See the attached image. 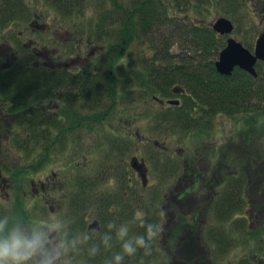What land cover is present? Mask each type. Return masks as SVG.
I'll return each mask as SVG.
<instances>
[{"label":"rangeland","instance_id":"1","mask_svg":"<svg viewBox=\"0 0 264 264\" xmlns=\"http://www.w3.org/2000/svg\"><path fill=\"white\" fill-rule=\"evenodd\" d=\"M121 1L128 2V0ZM244 1L246 4L242 6L237 5L236 2L232 4L229 0H192L189 9L185 11L190 18H195L211 28H213L211 23L218 17L229 18L234 23V30L221 35L224 43L226 44L228 37H237L254 51L256 39L264 32V5L262 4L260 9L256 6L262 1ZM27 2L29 12L32 13L31 20L20 19L5 29V32L9 30L16 37L13 40L10 38L11 42L7 41L5 46L0 45V53L9 54L8 46L12 45L15 46V50L9 51L16 61L26 58L27 54L33 55L30 66L48 68L51 65L70 69L73 72H77L82 67H89L103 73L109 72L114 85L111 83L112 86H109L107 92L100 93L96 102L90 99L86 102L73 101L70 104L60 99L58 101L38 99L35 107H28L26 111L35 109L36 112L37 109L42 110L46 106L48 115H51L49 117L51 122L47 123L51 132L48 137L52 139L55 132L59 133L58 128L62 127L65 130L63 141H60V146L53 147L49 153L45 152L48 153V162L44 167L30 165L35 157L36 163L38 157L30 150H21V147H15L11 152L14 163L19 160L20 166H32L37 171L32 175L36 177L42 176L44 172H56L62 176L63 184L68 191L63 190V193L71 192L73 195L80 191L77 180L82 178L79 176L83 177L82 174L89 172V180L96 181L95 190L101 191L100 193L106 192L111 196L120 193L118 195L120 199L122 193L132 194V190L130 191L128 186L120 187L117 178H109V173L105 174L107 168L109 167L111 174L129 172L131 174L132 158L137 157L139 160H144L147 177L143 184L142 175L139 174L140 182L137 181V186L133 189L147 194L145 198L152 199L158 212H164V216H161L158 222L163 225L164 231L151 241L155 247L151 245L149 253L144 248H138L132 255L141 254L140 259L126 256L133 261V264H187L186 260L188 264H253V262H245L244 257L247 256L254 261V264H264V231L262 230L264 227V161H262L264 160L262 159L264 111L261 113L247 111L236 115L218 113L207 127L188 131L172 130L174 127L169 125V122L161 123V119L158 118L169 105H175L169 103V99H182V96L175 93L164 94L150 87L149 70L152 67L148 66V61H152L151 44L143 37L136 36L127 42L125 49L120 50V55L119 53L113 55L112 63L108 64L109 58L104 56L109 52V39H107L109 35H106L104 30L109 29L110 26L103 24L98 18V11L106 6L112 8V0H85L84 9L73 10L71 13L57 10L48 0H27ZM178 10L179 8L174 6L170 8L173 15L177 14ZM183 12L181 10V13ZM113 25L117 24L113 23ZM101 28L104 30L101 31ZM182 45L190 47L186 42L176 41L172 50L176 51ZM8 67H11L10 63L7 66H0V70ZM124 81L127 83V89L123 85ZM1 91L0 89V128L10 127L15 131L16 140L12 138L10 142L20 141L22 144L32 145L34 140L26 138L25 129L28 125L21 122V118H24L23 111L14 110L11 114L15 99L3 97ZM129 91L131 93L128 94ZM50 103L61 107V112L54 113L53 110L48 109L47 105ZM25 119L28 123V118ZM115 136L120 138L114 139ZM3 140L5 142V139ZM174 157L177 167H174L175 164L173 167L170 165ZM232 159L238 161L240 159L239 164L249 170L247 181L249 186L246 191L249 203L242 210L247 219L243 224L238 221L235 214L224 221L225 229L231 237L227 233L226 241H218L209 235V231L205 233L221 224L212 207L215 202L212 189L215 190L223 183L226 178L223 173H228V176L237 174L236 168L231 165ZM70 177L71 181H67ZM195 184L197 186L193 189L190 188L184 194L182 192L183 199L178 200V192L185 185ZM30 187L29 179L27 204L32 203L30 212L33 213L34 223H38L37 227L48 222L52 225L58 224L60 229L65 230L68 222L74 221L70 220L72 215L67 211L70 206V203L66 204L67 197L65 202H62L63 206L59 214H52L53 220L49 222V213L41 208L42 205L45 206L44 202L39 197L31 198ZM94 189L89 191V206L93 208L89 209V215L96 217L98 208L94 209L95 205L92 201ZM1 204L5 205L3 202ZM66 205L68 208L63 211ZM117 208H113L115 214L109 217L111 222L108 224H114L116 227L105 226L106 228L102 230L104 240L108 241L103 248L114 254L112 259L117 251H121V245L125 241L135 244V237L143 235L138 217L141 218L144 211L137 210L135 214L129 216L128 212L131 213L129 209L125 211L118 206ZM65 214L68 220L64 219ZM16 217L21 218V214H17ZM135 220H137L136 225L127 222ZM0 223L5 225L6 221L2 220ZM247 225H250L249 230ZM125 227L128 229V234L120 240L117 238L118 233ZM213 231L216 236L218 231ZM256 241L263 247L260 244L257 246ZM75 243L78 244L71 242L70 246V243H67L68 248L63 257L64 264L76 262L80 264L85 261L84 247ZM68 251L72 252L70 256L69 253L67 254ZM91 251L89 244V253ZM174 256H178L179 261L171 263ZM163 257L165 259L161 261ZM205 257H214V259L211 263H203ZM166 258L169 260L168 263L165 262Z\"/></svg>","mask_w":264,"mask_h":264},{"label":"trees","instance_id":"2","mask_svg":"<svg viewBox=\"0 0 264 264\" xmlns=\"http://www.w3.org/2000/svg\"><path fill=\"white\" fill-rule=\"evenodd\" d=\"M48 1L57 10L66 13H71L73 10L81 11V9L85 8V0ZM229 1L232 4L236 2L237 5L242 6L246 4L244 0ZM260 1L262 2H258L256 7L262 9L261 5H264V0ZM112 2V8L105 5L106 8L104 7L103 10L98 11V18L102 20L103 24L110 26L106 30L101 28V31L104 30L106 35H109L107 37L109 39V52L107 55H104L109 58L108 64L112 63L111 59L114 54L119 53L120 55V50L125 49L127 42L131 38H135L136 36L143 37L153 48L152 61H148V66L152 67L149 70L150 87L168 95L174 94L171 90L172 86L180 84L185 88V92L181 93L182 99L180 104L169 105L168 109L166 108V111L162 112L161 117L158 118V120L161 119V123L169 122V125L171 124L174 127L172 130L180 129L181 131H188L193 128L207 127L213 122V118L218 113L236 115V113L247 111H259L260 113L264 111V61H259L256 65V76L239 67L235 69L231 76L220 74L214 62L222 48L226 45L223 41V36L215 33L210 26L198 22L195 18H190L185 10L189 9L192 0H128L126 3H123L121 0H112ZM173 6L174 8H179V12L174 15L170 12V8ZM181 10L184 12L181 13ZM120 16L122 19H120ZM116 17L117 19H114ZM31 18L32 13L29 12L27 0H0V45L5 46L7 41L11 42V39L13 40L16 37L9 30L5 32V29L10 24L18 20L20 21V19L31 20ZM113 23L117 25L115 26ZM176 41L186 42L190 47L182 45L176 51L172 50ZM8 49L13 51L15 50V46L9 45ZM9 50L7 52L9 54L0 53V66L11 64V67L1 68L0 70V89L2 90L1 94L3 97L15 99L12 110L26 109L28 108L27 106H33L38 99L54 94L66 97L68 102L69 98L84 102L91 99L96 102L99 100L100 93L107 92L109 86H112L111 83L114 81L110 78L109 72L106 73L104 71L103 73L89 67H82L77 72H73L65 68L54 70L52 68L30 66L29 64L32 61L30 59L33 55L27 54L26 58H20L16 61V58H12L13 56ZM144 62L148 63L146 60ZM126 76H130V74H126ZM123 85L125 88L127 87L125 81ZM58 89H60L59 93ZM129 93L131 92L129 91ZM29 111L31 112H28V123L25 117L21 118V122L24 125H28L27 129L36 130L42 127V125L51 122L49 116L42 115L34 110ZM33 115L36 119L35 124L31 122ZM89 120L92 119L89 118ZM64 132L65 130L61 127V141H63ZM120 136L122 137V135ZM40 137L37 133H31L27 134L26 138H30L36 142L40 140ZM46 138H48V134ZM118 138L120 137H114V139ZM172 159L173 163H170L171 167H173L176 161L175 157ZM239 161L237 159L230 160L231 165L236 168L237 174L228 176V173H223L226 176L223 183L215 188V190L212 189L215 201L212 207L216 211V216L221 224L218 227H212L211 231L207 230L205 233L209 231V235L214 240L226 241L228 235L231 237L228 230L226 231L225 229L224 221L229 220L235 214H237V219L241 223H245L247 219L244 214L245 212L242 210L249 203L248 193L246 195L249 186L247 182L249 170L247 167L243 168L239 164ZM34 166H37V163ZM174 167H177V165L175 164ZM108 173L111 175L109 167L105 174ZM102 174L104 175V173ZM118 176L122 178V174L118 173ZM119 181L120 187L128 186L130 191L132 190V194L130 192L128 195H125V192L122 193L121 198L117 201V205H122L120 207L122 210L126 211L129 209L131 212H128L129 216L135 214L137 210L141 211L142 209L144 212H142L143 216L141 215V219L144 218L145 225L148 223H158L161 220V216L152 199H146L147 194H142L141 190L137 191L135 188L133 189L134 186L127 183L124 178ZM94 183L96 181L89 180V191L94 189ZM196 186L197 184L185 185L178 192V200L183 199L182 192L184 194L190 188L193 189ZM94 191L95 194H92L94 196L92 200L95 201V206L104 207L111 205L112 201H114L107 194L102 195L101 191H97V189H94ZM81 199H85L82 193H78L73 197V206L78 207L82 205L79 202ZM97 216L101 221L102 228L97 232L98 237L95 236L90 242L92 246L91 253H89L86 244L82 245L85 249L83 256L85 261L80 262V264H88V261L89 264L96 262L115 264V260L112 259L114 254L103 248L106 247L105 245H107L108 241L104 240V236L102 235L104 228H112V225H108L111 222V218L109 217L112 214L102 211ZM2 220L5 221L4 218L0 221ZM127 222L136 225L137 220ZM249 227L250 225H247L248 230ZM141 230H143V235H146V228L144 226H142ZM213 230L218 231L216 232V236ZM262 230L264 231V227ZM256 243L257 246L260 244L257 241ZM151 245L155 247L154 243ZM260 245L263 247L262 244ZM71 253L70 251L69 255ZM133 257L130 256L129 258ZM244 259L246 263L253 262L254 264V261L248 256L244 257ZM80 260H82V255H80ZM122 264H133V261L125 256Z\"/></svg>","mask_w":264,"mask_h":264},{"label":"flooded vegetation","instance_id":"3","mask_svg":"<svg viewBox=\"0 0 264 264\" xmlns=\"http://www.w3.org/2000/svg\"><path fill=\"white\" fill-rule=\"evenodd\" d=\"M48 68H52L54 70H60L62 67L56 68L50 65ZM59 92H60V89H58V93ZM42 99L43 100L55 99L57 101L60 99V100H63L64 102L67 101L66 97H63L62 95H55V94L48 95ZM39 101H42V100L39 99ZM73 101H76V100L69 98L68 103L71 104V102ZM35 105L36 104H34L33 106H27V107L34 108ZM57 106L58 105H54V104L51 105V103L47 105L48 109L53 110L54 113L61 112V107L59 108ZM26 109H19L16 111L22 110L23 115L25 116L27 115L28 112H31V111H26ZM43 109L42 110L47 113L46 115L50 117L51 115H48L49 111L47 110L46 106H44ZM37 110L38 111L36 112L42 115L44 114V112L41 109H37ZM13 113H14V110H11V114ZM55 118L58 119V117H55ZM1 126H3V124ZM47 126L48 124H45V127L43 125L42 127H39L36 130L24 128L27 134L37 133L39 134V136H41L40 140L34 142L32 145H30V143H26L25 145L17 141H15V143L10 142L9 140L12 138H15L16 140L15 136L17 134L15 133V131L11 129L10 127L3 126L0 128V212H3L2 214H4V215L0 214V220L3 218L5 219L6 232L13 225H18L22 230H28L29 228L35 227V228L42 229L44 231H47L48 226L52 225L51 223L47 222V223H42L40 224L39 227H37L38 223H34L32 219L33 213L32 211L30 212L31 210L30 206H32V203L27 204V194L29 191V189L27 188V182L30 179V183H31L30 188H31V196H32L31 198L39 197V199L42 200V202H44L45 206L42 205L41 208H43L44 212L47 211L49 213V217H50L49 222H52L53 220L52 214H59V210L62 208L61 206H63L62 202H65V199H67L68 197L67 199L68 201L66 202V204L70 203L69 209L67 210L68 207L66 205V207H63V211L65 210L69 211L72 215V217L70 216V220H74L75 222H68L65 230L63 228L62 229L59 228L60 236L64 237V240L67 243H70V246H71V242H78V244L76 243L75 244L76 245L86 244V247L89 250V244H90V247H92L90 242L95 237L94 235H97V232L100 231L102 228L99 217L98 216L94 217V216L89 215V209H93L91 206H89V172L87 174H82L83 177L79 176L82 179H80L79 181L77 180V184L79 183L81 191L74 193V195L71 192L67 194L66 192L63 193V190L67 191V189L65 185L63 184L62 176L58 175L56 172H51V173H48L49 171L44 172L42 176H38V177L32 175L33 173H37V171H35L33 167L30 166L31 164H33L34 166L35 164L34 159L36 157L30 162V165H28L27 167L20 166L21 163H19V160L14 163V160L12 158L11 152L14 150V148L21 147V150H25V151L30 150L32 154H35V156L38 157V161L36 162L37 165H43L44 167L45 164L48 162L47 154L51 151L53 147L60 146L59 142L61 141L60 140L61 139V135H60L61 127L58 128L59 133L55 132V135L51 139V137L46 138L47 132H48V135L49 133H51L49 132V128ZM3 139H5V142ZM47 151L48 153L45 154V152ZM131 167H132L131 174L130 172L126 174H122V178L119 177L118 174L117 175L109 174L108 177L113 178V179L117 178L118 180H120L125 177L131 176V181L133 177L137 179V177L141 173L140 171L135 169L132 166V164H131ZM67 181H71V177L69 179L67 178ZM131 186H136V184L132 183ZM78 193L79 194L82 193L85 199H81L79 202H81L82 205L76 207V206H73V203H74L73 197H75ZM103 194L106 195L107 193L102 192V195ZM119 194L120 193L113 194L114 196H111V194H107L114 201H112L111 205H107L104 207L95 206L94 209L98 208L96 209L98 211L96 215L100 214L102 211H105L106 213L112 214L113 216L115 214L113 212L114 210L113 208L114 207L117 208L118 206L117 201L119 199L118 198ZM92 201L93 203L95 202L94 200ZM2 202L5 203V205L1 204ZM121 206H118V207L120 208ZM48 213L46 215H48ZM17 214H21V218L18 219L16 217ZM63 217L65 220H68V217L66 216V214ZM94 220L99 221V224H100L99 229L97 228L89 229V225ZM112 227L115 228L116 225L113 224ZM29 235H31V232H29ZM52 235L57 236L58 239L60 238V236H58L56 232H53ZM141 256H142L141 254H138L134 257H137L138 259H140ZM152 259L154 260V258ZM164 259L165 257H163L161 261ZM204 259L205 261H203V263L204 262L211 263L214 257H205ZM172 260L173 261H171V263H174V261L177 262L179 261V257L174 256ZM168 261H169L168 258H166L165 262L168 263ZM186 263L188 264V260H186ZM88 264H89V261H88Z\"/></svg>","mask_w":264,"mask_h":264},{"label":"clouds","instance_id":"4","mask_svg":"<svg viewBox=\"0 0 264 264\" xmlns=\"http://www.w3.org/2000/svg\"><path fill=\"white\" fill-rule=\"evenodd\" d=\"M159 214L164 216L163 211ZM141 226L146 228V235L136 236L135 244L125 241L121 245L122 250L114 256L115 264H122L124 257L134 255L138 248L150 251L151 241L164 231L162 224L145 225L143 219ZM59 227L58 224L49 225L48 230L44 231L35 227L22 230L18 225H13L5 232V225L0 223V264H64L63 257L68 245L60 236ZM53 232L60 238L53 236ZM127 234L128 229L121 228L117 238L122 240Z\"/></svg>","mask_w":264,"mask_h":264},{"label":"water","instance_id":"5","mask_svg":"<svg viewBox=\"0 0 264 264\" xmlns=\"http://www.w3.org/2000/svg\"><path fill=\"white\" fill-rule=\"evenodd\" d=\"M212 25L215 31L220 34H228L234 30V23L227 17H218ZM225 47L220 51L218 59L215 61L216 69L223 75H229L235 70L236 67L244 69L250 72L252 75H257L256 64L258 60H264V32L259 34L256 39L254 51H251L244 45L237 37H228ZM175 93L185 92V89L180 85H176L172 88ZM171 104H179L180 99H169ZM140 162V163H139ZM132 166L141 172L143 181L146 182L147 172L144 169V160H140L136 157L131 161ZM100 228L99 221L94 220L89 229Z\"/></svg>","mask_w":264,"mask_h":264},{"label":"bare ground","instance_id":"6","mask_svg":"<svg viewBox=\"0 0 264 264\" xmlns=\"http://www.w3.org/2000/svg\"><path fill=\"white\" fill-rule=\"evenodd\" d=\"M214 22H215V21H214ZM214 22H213V23H214ZM213 23H211V24H213ZM213 25H214V24H213ZM213 30L215 31L214 27H213ZM215 33H216V31H215ZM218 57H219V56H218ZM218 57H217V59H218ZM217 59H216V60H217ZM216 60H215V61H216ZM214 63H215V62H214ZM216 66H217V65H216ZM216 66H215V67H216ZM234 71H235V70H233V72H232L231 74L227 75V76H231V75L234 73ZM245 71H246V70H245ZM246 72H248V71H246ZM186 73H187V71H186ZM248 73H250V72H248ZM179 85H180V84H179ZM73 92H74V91H73ZM31 122H32L33 124L36 123V119H35V116H34V115L31 117ZM262 159H264V155H263V158H262ZM262 161H264V160H262ZM124 179L127 181V183H130V184L134 183V184H136V182L139 181V176L137 177V179L133 177L132 181H131V176H130V177H125ZM139 182H140V181H139ZM142 183L145 184V182L143 181V178H142ZM136 186H137V184H136ZM69 252H70V251H68L67 254H68ZM69 256H70V255H69ZM72 260H73V258H72ZM87 260H88V259H87ZM75 264H77V262H76Z\"/></svg>","mask_w":264,"mask_h":264}]
</instances>
